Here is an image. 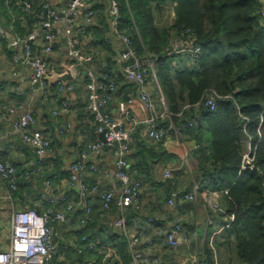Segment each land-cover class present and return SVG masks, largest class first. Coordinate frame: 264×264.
Returning <instances> with one entry per match:
<instances>
[{"label": "trees", "instance_id": "16d2710c", "mask_svg": "<svg viewBox=\"0 0 264 264\" xmlns=\"http://www.w3.org/2000/svg\"><path fill=\"white\" fill-rule=\"evenodd\" d=\"M25 1L30 4L29 11L24 10ZM47 1L0 0V15L8 21L6 28L14 39H25L38 29L44 18V5ZM118 1L120 31L130 37L140 56L157 59L155 75L168 109L166 119L161 118L158 121L159 128L164 130L161 123L168 126L171 120L175 128L181 130L184 144L193 148L195 145L199 146L198 149L193 150L199 164L200 177L198 179L202 177L201 184H199L202 189L220 192L226 216L234 217L228 222L229 238L235 241L237 261L234 264H264V20L259 2L257 0ZM86 2L89 8H94L98 12L95 25L85 26L88 33L85 47L93 53L95 59L96 52L91 50L90 37L95 44L97 37L100 38L98 42L103 43L106 49L112 46L104 40L108 30L106 22H109L105 13L107 6L104 0H86ZM164 5L170 6L164 8ZM159 9L174 13L167 26H159L156 22ZM174 42H179L184 46L195 44L200 47V55L195 59L189 52L169 55L168 52L173 48ZM1 43L13 58L15 52L8 49L7 39H1ZM59 48H61L60 56L57 55ZM62 48L64 49L63 41L56 48V56L49 57L57 65L55 68L57 72H60L62 68L61 58L65 55ZM176 62L180 63L179 66ZM98 74L101 82L108 84L113 80L115 83L114 99L121 79L107 69L100 68ZM152 78L153 76L150 75L148 80ZM122 79H124L123 76ZM57 84L46 82L45 88H41L42 95L44 97L47 95L45 98L55 99L58 93L62 92L61 85ZM17 87L15 86V89ZM15 95L19 97L16 92ZM209 99L215 101L213 110L207 105ZM66 101L57 98L59 105ZM2 103L10 102L2 101L0 104ZM18 103L20 101L14 104ZM72 108L71 105L69 110ZM84 109L90 123H96L94 115L87 110V106ZM106 111L109 112V106ZM189 123H193V126L189 127ZM91 129V135L83 149L88 143L100 141L97 138V124ZM72 130L73 128L69 133ZM204 133L209 134L210 137V153L207 152L204 144ZM141 139V142L132 144L129 161L131 175L143 183L145 165L153 158L155 148L167 141V133L165 131V139L162 142H155L149 138L148 140ZM248 139L252 140L253 161H244ZM51 149L53 153L47 159L41 174L27 180L25 177L27 168L24 171H17L18 189L12 192L13 197L20 199V196L24 197L31 180L47 172H53L48 180L69 176L70 182L71 171L63 168V157L57 147V142L52 139ZM33 152L35 154L34 149ZM99 171H101L100 168ZM86 183L90 188L96 184V182ZM173 192L179 193L178 201L185 194L174 188L166 198L167 203ZM97 194L94 197H97L99 207L93 208L95 215L92 221L80 223L74 249L68 251L66 246H59L61 235L58 228L64 225L54 224L58 233L55 238L58 246L56 260L63 257V264L69 262L71 264H132V255L127 249V239L120 235L118 230L111 228L108 222L107 240L103 241L100 237H95L93 231L101 214L106 213L107 216L113 213H116V216L120 214L115 206L111 211L105 212ZM142 195L140 192L139 209L132 207L126 210L125 213L129 219L143 216ZM28 208H35L42 213L37 207ZM226 216L219 217L222 218L221 223L224 220L223 217ZM155 220L157 222V219ZM157 226L166 227L163 224ZM150 233H152L151 238H156L155 232L146 234ZM84 236L86 241L82 240ZM111 241L114 242L118 254V258L115 259L105 258L104 253L100 251L102 245ZM90 244L94 245V249H89ZM175 249L170 248V251L173 252ZM214 249L207 250L206 248V264H215V258L218 259Z\"/></svg>", "mask_w": 264, "mask_h": 264}, {"label": "built area", "instance_id": "2783aa9c", "mask_svg": "<svg viewBox=\"0 0 264 264\" xmlns=\"http://www.w3.org/2000/svg\"><path fill=\"white\" fill-rule=\"evenodd\" d=\"M107 8L105 13L109 21V33L105 40L118 48L119 56L122 61V75L130 84L136 86L139 97L145 104L150 113L147 119V136L155 142H162L165 139V131L159 128L158 121L162 118L156 110V106L146 88L148 77L155 75L156 58L140 56L136 46L129 36L120 31V4L118 0H104ZM261 6V15L264 20V0H257ZM61 0H48L44 5L45 14L37 30L30 33L25 39H14L10 45L14 49V64H23L31 72L32 83L40 88H45L46 77L56 73V64L49 57L56 56V48L60 42H64V57L68 58L69 66L73 70V79L67 86L61 85L62 91H72L76 82H84L88 92L89 110L95 118L97 131L104 133L106 142L99 141L88 143L80 152L78 160L71 167L70 186L78 193L76 202L69 194H57L54 192L52 181L45 182V195L48 197L50 206L43 213H39L35 208L17 209L12 213L11 237L8 247L4 248L2 238H0V264H63V257L56 260L58 246L55 238L58 236L55 223L69 225L75 210L80 207L84 210V217L80 223L92 221L95 212V197L100 198L102 209L105 212L117 207L120 214L111 218L108 224L111 228L118 230L120 235L127 239V249L132 255V264H165L155 255L154 249L158 241L163 240L170 248H177L179 245L189 241V236L185 231L184 223L177 218L172 224L159 228L156 218L146 216L142 222V229L133 231L131 225L133 219L126 215L128 208H140L142 182L133 178L130 173L129 155L132 153L131 131L126 128L125 120L128 118L129 107L134 101L133 93L129 94L126 101L119 104V116H114L107 112V108L113 100V93L116 85L111 80L108 84L100 81V77L95 67L94 55L88 51L85 46L88 33L85 26L95 25L97 10L89 8L86 0H70L67 7L61 9L59 6ZM24 10H30V4L24 2ZM38 30L40 31L38 33ZM1 31V30H0ZM43 39L44 45L39 48V40ZM85 40V41H84ZM61 48L57 55L60 56ZM189 52L193 59L200 55V47L195 44L184 46L179 42L173 43V48L169 50V55L187 54ZM151 71V72H150ZM17 95L23 94L22 87L15 89ZM47 97V95H45ZM164 102L163 97L161 98ZM207 105L213 110L215 101L209 99ZM70 102H63L61 112H68ZM58 114L59 112H55ZM0 119H10L11 125L16 132H20L23 140L31 146L36 154V159L32 160L25 170L26 179L41 174L47 159L52 155L51 139L41 129L38 128V119L36 115L24 108L22 103L0 104ZM133 124H137V117L129 118ZM193 123H189L192 127ZM73 128L72 123L68 122L65 128H61V133L70 132ZM175 131L182 141L183 135L179 128ZM108 145L113 149L114 171L110 173L108 169L104 170L105 177H112L120 185L119 194L113 188L103 190L99 184L93 188L80 177V174L86 170L98 172V160L102 155L104 147ZM195 145V150L198 149ZM252 140L248 139L247 150L244 155V161H253ZM188 154V153H187ZM167 178L171 177V171L166 170ZM0 181L8 186L7 200L12 199V192L18 189V173L15 166L8 161L0 160ZM179 193H172L168 200V205L173 206L178 200ZM221 193L215 190L202 189L199 184H195L194 191L184 194L181 200L198 201L203 199L205 206L210 213L220 216H226V209L221 203ZM106 215V213L104 214ZM224 220L219 227L211 232V242L216 238L225 240V232L230 227L228 222L233 220V216L223 217ZM230 219V220H229ZM210 225L214 221L209 220ZM147 232H155L156 238L146 236ZM86 241V237L82 238ZM89 249H94L90 244ZM105 258H118L117 250L113 241L100 247ZM171 264H184L181 261ZM215 264H221L215 258Z\"/></svg>", "mask_w": 264, "mask_h": 264}, {"label": "crops", "instance_id": "0c3cea01", "mask_svg": "<svg viewBox=\"0 0 264 264\" xmlns=\"http://www.w3.org/2000/svg\"><path fill=\"white\" fill-rule=\"evenodd\" d=\"M68 3L69 0H61L59 7L64 9ZM164 6L166 8L170 5ZM173 15V12H165V10L159 9L158 14H156V22L159 26H167L172 20ZM7 22L0 15V103L6 101L14 104L20 101L26 110L32 111L38 118V128L48 135L52 141L57 142V147L63 157V168L69 170L72 163L78 158L79 152L87 143L91 135V128L96 124L95 122L90 123V119L84 109L89 100L85 84L79 80L76 82V86L72 91L64 90L58 93L55 99L45 98L42 95L41 88L32 83L30 70L23 64H14L12 54H9L2 45L1 39L6 38L8 42L7 34L10 33L6 28L8 25ZM106 23L108 29L106 34L108 35L109 22ZM89 39V44L92 46L91 50H95L96 52L94 62L96 71L99 72L100 68L107 69L111 74L121 79L115 97L109 105V112L114 116H119L120 102L126 101L129 94L133 93L134 101L129 107L128 118L125 120L126 128L131 131L132 144L141 142V138L148 140L147 119L150 113L140 99L136 86L128 84L122 79V61L118 48L112 45L106 49L103 43L98 42L100 39L98 37L96 44L93 42L92 37ZM7 44L8 49L14 51L10 47L9 42ZM43 45V39L40 38L39 48L41 49ZM61 60V67L63 64L69 65L68 58L62 57ZM179 64V62L178 64L176 62V65L179 66ZM62 71L63 68H61L60 72ZM15 86L22 87L24 92L23 96L17 97L15 95ZM146 88L156 106L158 114L163 115L162 120H165L168 109L161 99L162 93L159 83L153 78L149 79ZM53 89L56 88L53 87ZM57 98L69 101L73 106L72 110L61 112V105L58 104ZM55 112L59 113L56 114ZM134 116L137 117L136 125L129 119ZM68 122L72 123L73 130L71 133L65 132L62 134L60 130L61 128H65ZM161 126L167 133V141L155 148L153 158H151V161L147 165L143 163L146 166L141 189L144 201L143 216L134 217L131 229L133 231L141 230L142 222H144L145 217L148 215H153L157 219V224L168 226L179 217L183 220L185 231L190 239L188 242L179 245L173 252L170 251V247L163 240L158 241L154 253L160 261L165 264H171L177 261H181L184 264H206V248L207 250L209 248L211 250L215 248L214 251L217 254V258L218 255L221 257V260L220 258L218 259L221 264L236 263L235 241L229 238L228 232H225V237H227L225 241L227 242L222 241V238H216L215 241L211 242V232L218 228V224L221 223L220 220L222 218L220 219L217 215L210 213L203 199L200 202L177 200L173 206L168 205L166 198L172 189H179L186 194L192 193L195 184H199L202 177L198 179L200 177V172H198L199 164L196 155H194V148L180 142L173 121L170 120L168 126H164L161 123ZM97 134V138L99 139V133ZM203 136L207 152L210 153L211 143L209 141V134L204 133ZM0 159L10 162L15 166L17 171H24L28 168L29 163L36 159L32 147L23 140L20 132H16L13 129L10 119H0ZM113 160V149L111 146L106 145L98 160L101 171L96 173L84 171L80 174V177L89 183L96 182L102 188H114L116 193L119 194L120 185L117 180L112 177H105L104 175V170L106 169L110 173L114 171ZM190 160L194 162L193 168L189 164ZM166 170L171 171V178L166 177ZM44 175L42 174L41 177L38 176L31 180L27 194L21 197V199L19 197L15 198L12 195V199L7 200L5 197L9 192L8 186L0 181V238L3 240L4 248L8 247L11 237L13 211L33 206L37 207L43 213L45 208L50 205L48 197L44 196L45 186L41 187L39 184V181L43 179ZM50 181H52L53 188L57 194H69L76 202L78 201V193L70 186L69 176L61 179L55 178V180L51 178ZM187 204H194V208H190V214L188 212L189 210H186ZM195 205H198V207H195ZM95 206L99 207L97 197L95 198ZM75 211L71 218L72 222L69 225L59 226L58 228L61 235L58 244L60 247L66 246L68 251L74 249L73 246L75 245V241H77L80 230L79 220L84 213L80 207ZM115 216L116 213L108 216L101 214L98 217L93 231L95 237H100L103 241L107 240L109 235L107 222ZM210 218L213 221L216 219L214 225L209 224ZM146 235L151 238L152 233ZM203 256H205V259L201 261L200 258Z\"/></svg>", "mask_w": 264, "mask_h": 264}, {"label": "water", "instance_id": "95a60500", "mask_svg": "<svg viewBox=\"0 0 264 264\" xmlns=\"http://www.w3.org/2000/svg\"><path fill=\"white\" fill-rule=\"evenodd\" d=\"M8 36V42L11 45L13 43V37L11 36V34H7ZM12 48V47H11ZM63 71L62 72H56L52 75H49L46 77V80L50 83V84H54V83H60L64 86H67L68 83L73 79L74 75H73V70L72 68L68 65V64H63L62 65ZM99 139L103 142H106V138H105V134L101 133L99 134ZM53 175V172L50 173H46L43 176V179L39 181V184L41 187H44L45 185V181L51 176ZM22 197V196H20ZM205 259V256L201 257L200 260L203 261Z\"/></svg>", "mask_w": 264, "mask_h": 264}, {"label": "rangeland", "instance_id": "374dc122", "mask_svg": "<svg viewBox=\"0 0 264 264\" xmlns=\"http://www.w3.org/2000/svg\"><path fill=\"white\" fill-rule=\"evenodd\" d=\"M170 13H172V12H170ZM193 163H194L193 160H190V161H189V164H190L191 168H193ZM194 173H195V172H194ZM200 200H201V198H199L198 202H200ZM198 204H199V203H198ZM191 207H192V209H193V208H194V204H191V205H190V204H187V205H186V210H187V211L189 210V211H188L189 214L191 213V212H190V208H191ZM195 207H198V205H195ZM212 220H213V219H212ZM74 257H75V254H74L73 258H74ZM219 258H220V260H221L220 255H218V259H219ZM71 259H72V258H71ZM218 261H219V260H218ZM67 264H71V263L69 262V263H67ZM72 264H73V263H72ZM227 264H228V263H227Z\"/></svg>", "mask_w": 264, "mask_h": 264}]
</instances>
